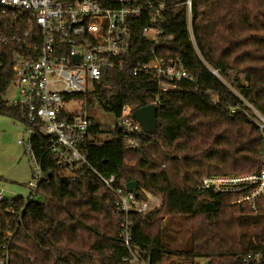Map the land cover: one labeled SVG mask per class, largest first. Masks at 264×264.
<instances>
[{"label":"trees","instance_id":"trees-1","mask_svg":"<svg viewBox=\"0 0 264 264\" xmlns=\"http://www.w3.org/2000/svg\"><path fill=\"white\" fill-rule=\"evenodd\" d=\"M163 1L168 8L157 52L179 57L194 81L179 80L174 90L158 93L149 75L133 74L136 63L151 57L152 42L137 27L123 68L105 69L90 91L70 97L85 95L81 107L96 104L115 118L123 107L132 112L158 99L153 130H142L140 148L133 150L121 130L90 117L88 165L74 178L38 147L45 137L32 136L47 177L30 199L0 198V255L6 244L7 264H129L114 195L97 172L113 175L120 187L132 182L139 201L146 200L145 192L160 196L156 206L132 213L130 247L149 264H197L198 258L204 264H243L246 254L256 252L264 264L261 206L229 209L224 245L200 248L195 232L200 214L218 212L235 196L203 187L204 176L260 169L264 125L256 118L264 119V0H191L190 29L185 0ZM11 47H0L1 92L11 77ZM0 115L22 120L13 107L0 108ZM179 219L189 226L176 242L172 231L182 229Z\"/></svg>","mask_w":264,"mask_h":264},{"label":"built area","instance_id":"built-area-1","mask_svg":"<svg viewBox=\"0 0 264 264\" xmlns=\"http://www.w3.org/2000/svg\"><path fill=\"white\" fill-rule=\"evenodd\" d=\"M184 4L190 29L191 0ZM167 8L163 0H0V47L12 46L11 77L0 91V108L13 107L22 117L15 120L24 126L25 137L18 138L17 143L24 144L31 168L27 199L47 177L42 156L32 148V136L45 137L38 147L52 156L66 176L74 178L88 165L85 147L90 117L80 111L85 95L81 100L70 96L90 91L105 69L123 68L137 27L152 42L151 57L136 63L133 74L149 75L158 93L174 90L179 80L194 81L179 57H164L157 52L161 46L160 24ZM9 87L13 89L12 96L5 97ZM157 103L158 99L152 104L156 107ZM110 129L121 130L125 145L139 150L143 129L128 107L122 108ZM97 176L114 195L113 212L127 249L123 260L149 264L148 258L130 247L132 213L145 212L158 201L157 197L145 192L146 200L139 201L125 186L116 185L113 175L104 177L97 172ZM201 185L219 195H235L224 201L226 208L264 209V138L257 173L208 175L202 178ZM260 258V252L248 253L243 264H259ZM7 263L4 244L0 264Z\"/></svg>","mask_w":264,"mask_h":264},{"label":"rangeland","instance_id":"rangeland-1","mask_svg":"<svg viewBox=\"0 0 264 264\" xmlns=\"http://www.w3.org/2000/svg\"><path fill=\"white\" fill-rule=\"evenodd\" d=\"M227 75L231 78L233 72L227 71ZM12 92L13 89L9 87L4 96L11 97ZM80 111H85L96 123L107 128L111 127L116 120L111 113L103 111L96 104L87 110L81 107ZM256 121L261 126L264 125V119L261 117L258 116ZM22 137H25L23 124L0 115V194L4 198H11L16 195L27 197L29 194L27 182L31 178V168L24 152V144L17 143V139ZM154 196L157 197L158 201L150 205L149 209L159 203L160 196ZM229 209L231 208H226L223 201L218 212L200 214L196 218V243L200 248L224 245L227 242L229 237ZM179 220L182 229L180 228L181 230L176 233L172 231L175 234L176 242L183 241L186 226H189V222L186 220ZM204 262L205 259L202 258L196 260L197 264H204Z\"/></svg>","mask_w":264,"mask_h":264},{"label":"water","instance_id":"water-1","mask_svg":"<svg viewBox=\"0 0 264 264\" xmlns=\"http://www.w3.org/2000/svg\"><path fill=\"white\" fill-rule=\"evenodd\" d=\"M156 108L153 104L136 108L131 112L133 118H135L141 125L144 131H152L156 122ZM125 189L128 192L134 191V185L132 182L125 184Z\"/></svg>","mask_w":264,"mask_h":264},{"label":"crops","instance_id":"crops-1","mask_svg":"<svg viewBox=\"0 0 264 264\" xmlns=\"http://www.w3.org/2000/svg\"><path fill=\"white\" fill-rule=\"evenodd\" d=\"M10 118V117H9ZM11 119H13V118H11ZM13 120H15V119H13ZM16 121V120H15Z\"/></svg>","mask_w":264,"mask_h":264}]
</instances>
